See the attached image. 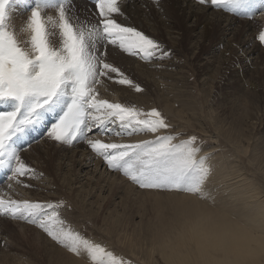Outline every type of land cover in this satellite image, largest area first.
Instances as JSON below:
<instances>
[{"label":"snow or ice","instance_id":"obj_1","mask_svg":"<svg viewBox=\"0 0 264 264\" xmlns=\"http://www.w3.org/2000/svg\"><path fill=\"white\" fill-rule=\"evenodd\" d=\"M69 0H0V167H8L12 177L31 171L20 159L13 145L25 129L48 113L56 116L48 135L61 142L73 143L86 136L92 125L104 127L105 120L115 118L131 135L136 131L157 133L169 125L161 113L101 100L91 87L97 76L116 74L115 82L131 85L118 67L103 62L96 55V43L105 40L130 55L143 60L163 59L166 55L158 42L131 26L113 19L120 13L118 0H95L99 20L85 29L70 22L65 4ZM235 15L251 17L264 7V0H199ZM24 5L30 16L21 31L10 28V8ZM55 8L57 17H45L46 9ZM52 29H55L53 31ZM58 37L53 43L51 37ZM258 39L264 42V30ZM158 54V55H157ZM136 91H141L135 85ZM96 113H99L97 115ZM143 117V118H142ZM91 120L92 124L89 123ZM13 138H16L15 140ZM174 135H157L153 140L134 144L106 143L87 139L90 148L101 155L113 170L122 172L142 189L185 192L200 199H211L205 186L211 174L207 155L199 156L195 137L173 143ZM59 205L7 200L0 196V214L26 219L36 224L53 241L80 255L83 249L95 264H120L105 248L63 227ZM101 257H108L105 261Z\"/></svg>","mask_w":264,"mask_h":264},{"label":"rangeland","instance_id":"obj_2","mask_svg":"<svg viewBox=\"0 0 264 264\" xmlns=\"http://www.w3.org/2000/svg\"><path fill=\"white\" fill-rule=\"evenodd\" d=\"M193 1L195 5L198 3L197 6L199 7H201V5H207V3L201 4L199 0ZM260 2L261 0H258V3ZM208 5L210 11H217L225 15L227 14L229 17H233L235 20L237 19L236 29L242 28L247 23L252 25L250 35H247V33L245 35L241 34L243 39L246 37L250 38L249 40L252 41L251 46L248 48L247 54H250L254 48V54L248 56L249 66H245L247 73L242 80L239 82L237 80L235 81L232 75H230L228 78H220V74L223 73V65L221 63L222 61H219L222 59V56L220 58L218 57L223 51V45H216L212 47V44H209L205 47L203 53L200 52L198 56H196L187 49V41L179 44L178 47H173L172 42L169 40L168 36L165 35L164 37L166 38L163 37L162 40H166L167 43L166 45L160 47L166 55L163 59H160V62H173L178 65V67H176L177 65L175 64L174 68L165 67V69L168 70L167 76L169 79H171V76H180L179 73L181 71L184 73V76L188 74V78L186 80L189 82V84L187 83V86L191 90V93H184L183 96H174V94L162 93L154 86L149 88L150 94L146 95H140L131 91L132 96H134V100L136 99V103L143 105V102L141 101L142 98L147 103H149L150 109H146L143 106L140 107L139 105H127L121 101L119 95H116V93H109V91L105 96L98 95V98L101 100H108L112 103H120L126 106H135L137 109L144 108L142 110L145 112L155 108L161 113L166 123L169 125L167 129H160L157 133L136 131L129 135L128 130L122 128L119 121L115 120V118L105 120L103 128L97 127L95 124H93L91 131L87 132L86 136H80V138L74 141L73 146L68 145V147H66L71 149L70 151L76 150V155L66 163L67 165L64 166L63 169L61 168L59 170L57 166L55 167V173H57L58 183L62 185L61 187L59 184L54 183L51 176L46 175L43 170L37 169L39 165V167H45L46 165L42 163L41 160L39 161L37 159V155H35L33 150L36 146L45 149V146H47L45 144H52L56 147H61L62 145L61 142H57L48 135V129L51 125H47V122L53 123L55 120L52 121V119H56L55 114L52 113L50 115V113H48L40 120L39 123L30 125L25 129L28 131L39 129L41 132L39 133V138L35 139V141H32L30 144H21V149H18L19 140H17L13 145L18 149V154L19 156L21 155V161H24L23 163L29 169H31V171L27 172L24 176L13 177L10 179V177H12V172L8 167H4L7 169V174L5 180L0 184V196H6L8 197L6 199L11 200L18 198V201H31L33 198L32 201H35L36 198H34L31 193H28L29 188L30 190H35L36 192L38 191V193H41V195H51V198L55 199H40L43 201L41 203L49 202L51 204L60 206L59 215L64 221L63 227L70 228L74 232H78L83 238H86L87 240L104 247L106 252L112 253L120 262V264H147L141 260L139 256L132 254L130 251H127V249H123V246H121L117 240V235L115 233L113 235L109 231L110 218L117 215H122V210L131 204V206H134V208L130 209L131 212H134L132 213L133 216H131L132 222L139 223L143 217L149 219L155 215V211L152 209L151 200L153 193H174L175 195H186L188 193L140 188L128 177L124 176L122 172L113 170L107 165H102V163L97 164V159L94 157L95 154H92V159L85 157L86 155H81V147L79 148L77 146L87 147V149H85L86 153H88L89 150L90 153L94 152L87 144V139H102L106 143H109L110 140H116L118 142L117 144H134L141 141L153 140L154 137L152 136L158 134L174 135L176 139L173 141V143H178L181 140H187L190 137H195L196 139L194 147H197L200 150L198 155H207L209 157L208 163L211 166V174L208 179L209 182L207 181L205 186L206 192L211 193L212 190H214L216 194L217 192L220 194V192L223 191V187L226 189L230 188L226 187L228 186L226 184L238 180V178H235V176L238 175L239 172H231L232 166H235V164H239V166L243 167L242 172L245 173L244 175H249V179L251 177H256L255 179L259 182L262 192H264V156L261 157V160H250L251 156L253 155L252 153L255 152V150L253 151V148H257V152H260L261 155L264 153V76L259 75L260 78L254 77V71H256L259 67V59L264 61V42H261L258 39L259 33L264 30V7H261L255 11L254 15L251 17H246L243 15L238 16L232 14L231 12H228L222 8L213 7L210 4ZM65 8L70 22L77 27L83 26L86 29L92 25H95L99 20L95 5H92L85 0H69V2L65 4ZM214 8L215 10H213ZM10 9L11 12L17 16V24L12 28L19 32L20 35L18 36V39L23 42L27 39V34L23 33L21 29L27 20L26 16H30V10H27L26 12L25 6L20 4H17ZM87 9L92 10L97 16L93 17L92 11L89 10L91 13L90 15L89 12H87ZM157 9H159V7H157ZM19 15H23L24 17H20ZM44 15L46 18L52 17L55 19L57 17V10L55 8L46 9ZM119 15L124 18L123 13H121V9L120 14L113 15V19ZM223 38L228 39L231 45L234 47L236 46V56L238 58H243L245 56V53L240 50L236 41V39H240V37H237L234 35V33H231L229 35L224 34ZM156 41L158 42L160 40L156 39ZM96 49V55L98 56H102L106 50L105 49L101 51L102 48L100 45L96 46ZM210 56H213V58L207 61V58ZM225 56H230V53H225ZM255 62L257 65H255ZM206 67H208L210 70H207ZM172 73L175 74L172 75ZM114 82V80H107L106 84L113 86L116 85ZM103 85L105 86V84ZM253 85H255L254 87L256 89L253 87ZM104 86L99 84L92 85L93 89L97 91L103 90L102 93H105L106 91ZM226 87H230V89L226 90ZM251 87L252 90H259H257V92L260 94V97L257 98L258 101L250 95L249 91H251ZM193 97H195V99L199 102L198 105L200 107L203 106L206 109L203 113H199L197 111L198 113H196L195 116V110L191 107L192 100L189 103H184L183 101L184 98L190 100ZM237 101L238 105L236 103ZM1 106L2 105H0V108H2ZM212 107H217L218 110L221 108L225 109L227 112V119H225L227 122H229V124H234L236 119L243 120V126L245 127L246 132L243 137L246 138H243L242 144L244 147L248 146L249 144L251 145L249 151H246V154L236 148L232 141H228V139L222 138L221 136L218 137L215 134L218 133L216 128H214L216 124L210 120L209 117H211V115L207 111L208 108ZM213 111H215V109L213 110L212 108V113ZM96 114L99 115V113ZM89 123L92 124L91 120H89ZM141 135H146V137L142 139L133 138ZM13 139L15 140L16 138ZM71 154L72 153L70 152L69 155ZM217 157L219 158L218 160H216ZM75 161L76 164L74 165ZM259 161H261V163L258 165ZM79 162H82V166H77ZM56 163L58 164L59 161H56ZM227 165L229 166V174L230 172L232 173L229 176H231V179H234L231 180L229 178V180H224V182L222 180V182H219V171H222V168ZM252 165L256 168H253ZM70 169H76V172L74 170V173L66 178L67 182L65 183L63 182L64 176L66 171H69ZM234 169L236 168L234 167ZM212 177H214V179H211ZM21 180L29 181L30 184L22 188L18 184ZM216 183L218 185H215L216 188H214L213 184ZM30 185L33 188H31ZM219 197L221 196L219 195ZM138 200H142L144 202L143 211H138V204L132 203ZM127 211H129V209ZM3 219H6L8 223L14 222L17 224L14 228H12L15 229L14 232H19L18 230H20V227L23 225L24 227H27L26 225H31L35 228H39L36 224L30 223L26 219L20 221V218H13L8 214H0V221ZM2 229L3 225L0 224V239L2 238L0 243V264L1 262H5L3 260L4 257H8L11 262H21L26 264L29 260L23 256L25 251H27V253H29V251L34 253L36 256L34 259L37 261V264H60L66 261L68 258L72 262L76 259H79L86 262L87 264H95V262L90 259L88 254L83 249L81 250L80 255H76L53 241L43 230L42 231L44 232L45 241L52 243L55 248L47 247L41 242V240H36L34 236L22 243L20 242L21 239L18 238L15 239L17 241H13V239L9 238V236L2 235L4 234L1 232ZM27 232L30 234L29 231ZM14 235L15 237L18 236L16 234ZM19 243L21 245H19ZM8 244L14 248H8ZM15 248L20 250V254L13 253L15 252ZM157 258L158 257L156 256V259ZM101 259L107 261L109 258L101 257Z\"/></svg>","mask_w":264,"mask_h":264},{"label":"bare ground","instance_id":"obj_3","mask_svg":"<svg viewBox=\"0 0 264 264\" xmlns=\"http://www.w3.org/2000/svg\"><path fill=\"white\" fill-rule=\"evenodd\" d=\"M85 1L95 5L93 2L88 0ZM197 4L195 5L193 0H118V6L121 9V13L124 15V18L119 15L114 19L122 25L136 28L155 41L156 39H159L160 41H158V44L160 46L166 45L167 43L166 40H162L165 35L168 36L173 47H178L179 44L187 41V49L196 56H198L200 52L203 53L205 47L209 44H212V47L223 45V51L218 57L220 58L222 56V59L219 61H222L221 63L223 65V73L220 74V78H228L232 75L234 80L239 82L246 76L247 72L245 66H249L248 56L254 54V48L250 54H247L252 41L249 40L250 38L246 37L243 39L241 34L245 35L247 33V35H250L252 25L247 23L242 28H237L239 29L237 30V19L235 20L233 17H229L227 14L225 15L217 11H210L208 4L204 6L201 5V7L197 6ZM157 7H159V9H157ZM27 10L28 9L26 8L25 11L27 12ZM87 10L91 15L90 11L92 10ZM213 10H215V8ZM92 15L93 17L97 16L94 13ZM19 16L24 17L23 15ZM28 17L29 16H26V18ZM16 19V14H13L10 9V28L16 26ZM52 30L55 31V29ZM231 33L240 37V39H236V41L240 50L245 53L243 58H238L236 56V46L234 47L228 39L223 38L224 34L229 35ZM19 35V32H17V36ZM51 39L53 43H58V37L53 36ZM98 45L102 48L101 51L106 49L105 53L101 56L103 62L118 67L120 71L132 81L131 85H121L114 82L116 85L110 86L106 84L107 80L116 81L120 77H117L116 74H109L112 77V79H110L109 76L98 75L96 78L98 82L94 84L102 86L105 84L104 87L106 88L105 93H102L103 90L97 91L94 89L98 95L105 96L109 91V93H116V95H119L121 101L127 105H139L136 103V99L134 100L131 91L140 95H146L150 94L149 88L154 86L156 89H159L160 92L174 94V96H183L184 93H191V90L187 86V83L189 84V82L186 80L188 74L184 76V73L181 71L179 73L180 76L176 75L171 76V79L168 78V70L165 69V67L174 68L176 63H170L167 61L160 62V58H153L151 59L152 61L142 60L139 58V55H130L121 50L118 46L108 44L105 40L97 41L96 46ZM227 52L230 53V56H225V53ZM211 58H213V56L208 57L207 61ZM259 60V67L254 71V77L258 78L264 76V61L261 59ZM255 65H257L256 62ZM176 67H178V65ZM206 69L210 70L208 67H206ZM173 74L175 73H172V75ZM135 85H139L141 91H136ZM254 86L255 85H253V87ZM229 89L230 87H226V90ZM257 90H252L251 87V91L249 92L250 95L258 101L257 98L260 97V94ZM191 100V107L195 110L194 116L196 113H203L206 110L205 107H200L198 105L199 102L195 97L190 100H187V98L183 99L184 103H189ZM141 101L143 102V105H139L140 107L143 106L146 109H150L149 103L142 98ZM236 103L238 105V101ZM1 107L4 108L5 106L2 105ZM212 108L213 110L215 109V111H213L214 114L212 113ZM212 108H208L207 111L211 115V117H209L210 120L216 124L214 128H216L218 133L215 134L218 137L221 136L222 138L228 139V141H232L236 148L246 154V151H249L251 145L249 144L244 147L242 144L243 138H246L243 137L246 133L245 127L243 126V120L236 119L234 124H229V122L226 121L227 112L225 109L221 108L218 110L217 107ZM51 114L52 113H50V115ZM54 120L55 119H52V121ZM47 125H51V122H47ZM30 131L31 133L23 134V137L28 140L29 144L32 141H35L36 138H39V133H41L39 129ZM155 136L157 135H153L152 137L155 138ZM144 137H146V135L133 138L142 139ZM22 141L23 139H19L18 149H21ZM61 143V147H56L52 144H45L47 145L45 146V149L40 148L39 146H36L35 149H33L35 155H37V159L39 161L41 160L42 163L46 165L45 167H39V165L37 169L43 170L46 175L51 176L55 184H59L57 173H55V167L57 166L59 170L61 168L63 169L64 166L67 165L66 163L76 155V150L70 151L71 149L66 148L68 145L73 146L74 141L71 144L66 142ZM109 143L118 142L116 140H110ZM77 147H81V155H86L85 157L92 159V154H95L94 157L97 159V164L102 163V165H107L101 155H98L96 152L90 153V150L86 153L85 149H87V147L85 146ZM254 150L255 152L252 153L253 155L250 160H261L264 153L261 155L260 152H257V148H253V151ZM70 152L72 153L71 155H69ZM218 159L219 158L217 157L216 160ZM56 161H59V163L57 164ZM259 163H261V161L258 162V165ZM75 164L76 161L74 162V165ZM77 166H82V162H79ZM234 167L237 170L234 169ZM0 168L3 173H7L6 168ZM253 168L256 167L253 166ZM74 170L76 172V169ZM74 170L70 169L69 171H66V174H69H65L63 182H67L66 178L73 174ZM242 170L243 167L239 166V164L232 166V173L239 172L238 175L235 176L238 180L226 184L228 185L226 187L230 188L226 189L223 187V191L220 192V194L218 192L216 194L214 190H212L211 193L208 192L211 199H200L198 196L190 194L175 195L174 193H153L151 196L152 209L155 211L153 217L149 219L143 217L139 223L132 222L131 216H133L132 213L134 212H131L130 209L134 208V206H131L130 204V206L122 210V215L110 218L109 231L113 235L114 233L117 235V240L119 241V244L123 246V249H127V251H130L132 254L139 256L140 259L147 264H264V192H262L259 182L255 179L256 177H251L249 179V175H244L245 173H243ZM231 172L230 174H232ZM230 174L229 166H224L222 171L220 170L218 174L219 182H222V180L223 182L224 180H229L231 177L229 176ZM211 179H214V177ZM18 184L23 188L28 186L30 182L21 180ZM213 185L214 188H216L215 185L218 184L216 183ZM60 186L62 187V185ZM30 187L33 188L31 185ZM28 193H31V195L36 198L35 201H32V198L31 202H43L42 200L44 199H55L51 198V195H41L38 191L30 190V188ZM218 194L221 197H219ZM2 197L5 201L9 200L6 199L8 198L6 196ZM14 200L18 201V198ZM132 203L138 204V211H143L144 202L142 200L134 201ZM128 209L129 211H127ZM21 220L23 219H20V221ZM0 224L3 225L1 232L4 234L2 235L9 236L13 241L18 238L21 239L20 242L22 243L34 236L36 240H41V242L47 247L55 248L52 243L45 241L44 232L42 229L40 230V228H35L31 225H26L27 227L20 225L19 232H14L15 229L12 228L17 225L14 222L8 223L6 219H3L0 221ZM26 230L29 231L30 234ZM14 234L18 236L15 237ZM1 239L0 243L2 241ZM19 245L21 244L19 243ZM7 247L11 249L14 248L9 244ZM13 253L20 254V250L15 248V252ZM23 256L29 260L26 264H37V261L34 259L36 256L31 251H29V253L25 251ZM156 256L158 257L157 259ZM3 260L5 262H1V264H24L21 262H11L8 257H4ZM60 264L87 263L79 259L72 262L68 258Z\"/></svg>","mask_w":264,"mask_h":264}]
</instances>
